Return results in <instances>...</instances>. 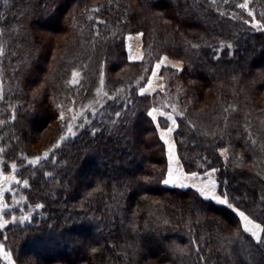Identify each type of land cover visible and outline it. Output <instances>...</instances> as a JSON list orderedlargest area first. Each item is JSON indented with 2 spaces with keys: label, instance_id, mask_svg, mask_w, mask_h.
<instances>
[{
  "label": "trees",
  "instance_id": "obj_1",
  "mask_svg": "<svg viewBox=\"0 0 264 264\" xmlns=\"http://www.w3.org/2000/svg\"><path fill=\"white\" fill-rule=\"evenodd\" d=\"M222 1L232 8L233 0ZM217 4L0 0V29L30 22L32 28L73 32L70 41L76 45L63 43L49 71L42 58L31 67L27 51L18 62L28 83L45 78L44 91L60 99L67 95L62 80L68 59L106 55L117 65L113 55L121 50L119 32L150 30L154 41L185 60L178 75L185 110L174 134L186 170L218 167L219 191L264 225V169L255 162L264 155V125L258 118L263 108L257 116L250 112L258 97L254 82L264 72V30L239 26ZM96 31L101 40L94 46L90 39ZM122 48L131 64L151 59L146 53L141 61H131L126 42ZM125 81L118 77L116 95L82 114L77 126L52 117L47 95L35 112L27 103L19 125L10 113L8 121L0 122L10 130L9 146L1 151L9 188L0 202V249L9 260L1 262L264 264V234L255 240L231 206L191 187L163 184L166 151L147 110L153 97L130 91ZM48 122L56 124L55 131L42 149L32 148L30 142L38 139L34 132ZM223 145L230 146L227 157L218 151ZM13 190L20 197L15 206Z\"/></svg>",
  "mask_w": 264,
  "mask_h": 264
},
{
  "label": "rangeland",
  "instance_id": "obj_2",
  "mask_svg": "<svg viewBox=\"0 0 264 264\" xmlns=\"http://www.w3.org/2000/svg\"><path fill=\"white\" fill-rule=\"evenodd\" d=\"M233 1L232 8L230 7L229 10H227L228 8H225V6H227L226 2L222 0H216V2H218L217 7L219 9L229 11L232 15L233 21H235V23H237L239 26H247L257 30H264V0ZM29 26L30 22L28 24L25 23L23 27L15 26L14 29L9 31H2L0 29V122L8 121V114L10 113L14 120L17 118V124L19 125L21 122L22 112L27 109V103L30 105L29 109L35 112L38 109V102L41 101L44 95H47L48 105L50 106L51 111L54 113L52 117H55L61 121H69L68 123H70L72 126H77L80 124V116L82 114H84L86 111L100 108V106H102L106 100L113 97V94L116 95L114 92H116L117 86H114V83L118 77L125 76L127 78L125 84L129 85L130 91L139 89L142 94L152 95L153 97V100L147 105V110L150 119L156 125V129L158 131L157 133L159 135L158 137L161 139L166 151V171L162 182L164 185H167L165 183L168 173V155L166 142L163 139V136L165 130L169 128L171 119L175 121L176 128L178 127V118L183 115L185 110L184 104L178 96V91L181 89L182 85L178 75L179 72H181L184 68L185 60L178 55L167 52L161 41L157 42L158 40L155 38L154 41L152 35L150 34V30L143 29L141 27H127L124 33L122 31L119 32V36L121 38V50L119 54L115 53L113 55L115 59L118 58L116 62L117 65L114 64V60H112L111 56L108 57L106 55L102 57H96L97 55H94L93 57H86V55H72L75 57L68 59V62L63 70L64 74L62 80V84H64L66 87L65 92L67 95L60 99L59 95H56L55 93L53 94V92H48L47 94V92L44 91L46 90V80L44 81L45 78L38 81L37 83H28L26 81V77L22 73V68L18 66V62H20L19 60L22 53L27 51L30 52L28 64L31 63V67H36V65L38 66L42 58L43 61L45 60V65L48 68L47 71H49L55 65L56 59L59 55L58 53L60 52V48H62L63 43H70L71 46L72 44L73 46L76 45L75 39L70 41L73 39V32H68L66 30L56 31L39 27L32 28L30 26L32 30H35L34 34H32ZM97 39L101 40L98 31H96L94 36L90 39V42H92L95 46L98 42ZM128 39H130V45H133H131L132 49L135 47L136 50L138 48L139 51H141L142 58L140 61L144 58L146 53L147 55L149 54L147 58L151 56V59H146L144 62H135L133 64L127 62L122 47L123 45L125 46L126 42L127 50ZM36 41L41 42V45L43 44L40 49L34 48L33 44ZM45 56L46 59H44ZM127 57L129 60H131L128 56V52ZM167 62L174 64L176 63L178 66L166 64ZM155 70L158 72V76L156 75V77L160 81V86L151 93H145L142 88L151 79L152 72ZM145 78L146 80L141 84ZM105 83L106 87H104ZM254 83L255 84L253 88L255 91H257L256 95L258 97H256V101L252 109L256 111L259 108H263L259 110L261 113H263V116H258V118L264 125V72L261 74V79L255 81ZM118 90L119 89H117V91ZM158 91H160L161 95L156 94L153 96V94ZM28 98H30L32 101L31 104ZM50 109L48 110L49 112ZM252 109H250V112H253L255 116H257L256 113L258 111L254 112ZM159 112L166 114V116L168 115V117H171V119H168V117L166 118L161 114L158 116ZM48 115L49 113H46L45 117L49 118ZM85 119H87V117ZM51 123L48 122L47 126L40 133L39 129L36 130V133L34 132L33 135L38 136V139L36 143L30 142L32 148L40 150L44 147V145L50 139L51 134L56 129V124L54 125V122L53 124ZM162 129H164L162 132L163 136L160 133ZM175 130L173 131V137L176 142L174 134ZM166 133H168V131ZM9 135L10 130L7 128L3 129L2 125L0 124V202H5V192L9 188L7 187L8 183L5 179V166L1 153L2 150H7V146H9V144H7ZM218 151L225 157L229 156V153L231 152L230 146L228 145L218 147ZM239 153L240 155H244L242 150L239 151ZM39 157L40 154L37 155L36 158ZM262 157L263 159L257 158L255 161L259 165L258 167L260 169H264V155ZM178 162L183 165L186 172L195 173L198 183H200L202 187L208 188L209 194L213 193V191L214 193H218V196L214 199H207H211L219 204L231 206V208L238 214L241 226L244 228V230L249 232L255 240L259 241L262 239L264 234V225L250 214L245 212L243 209L231 204L228 201V198L219 191V183L217 178L219 170L218 167L210 166L204 172L187 171L182 160L178 159ZM174 173L175 171L171 170V174L174 175ZM192 179L195 180L196 178L194 177ZM193 189L200 193V191H198L196 188ZM15 192L17 191L13 190V206H15L16 202L20 199V197H17ZM223 201L225 202L223 203ZM40 247V245H37L35 250H39ZM30 250L31 249H29V251ZM7 256L8 253L6 250L4 251L3 249H0V258L6 257V259L9 260V257ZM37 263L39 264L40 261H27V264ZM0 264L15 263H2L0 260Z\"/></svg>",
  "mask_w": 264,
  "mask_h": 264
},
{
  "label": "crops",
  "instance_id": "obj_3",
  "mask_svg": "<svg viewBox=\"0 0 264 264\" xmlns=\"http://www.w3.org/2000/svg\"><path fill=\"white\" fill-rule=\"evenodd\" d=\"M132 45V44H131ZM130 45V39H128V43H127V52H128V56L131 60H140L141 57V51H139V49L137 48V50L135 49V47H133ZM166 64H171L173 66H178L176 63H171V62H167ZM157 70H155L154 72H152L151 75V79L148 81V83L142 88V90L145 93H151L153 92L155 89L159 88V84L160 81L159 79L156 77L157 74ZM162 115L164 117H168V115L166 116V114L164 113H158L159 115ZM171 119V117H168V119ZM170 124H169V128H167L165 130L164 136L162 134L163 130H161V134L163 136V139L166 142V147H167V155H168V173L166 176V183L169 186H177V187H182V188H188V187H193L196 188L198 191H200V193L206 197V198H211L214 199L215 197L218 196V193H210L209 194V189L206 187H202L200 183H198L197 177L195 175V173H190V172H186L184 170V167L182 164H180L178 162L179 156H178V152H177V144L174 140L173 137V131L176 128V124L175 121H173V119L170 120ZM168 131V133H166ZM178 158H177V156ZM180 161V160H179ZM171 170H174L175 173L174 175L171 174ZM179 171V172H178ZM196 178L195 180H193L192 178ZM213 190V189H212ZM225 201H223L224 203Z\"/></svg>",
  "mask_w": 264,
  "mask_h": 264
}]
</instances>
